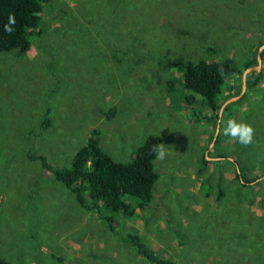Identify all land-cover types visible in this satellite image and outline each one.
<instances>
[{
  "label": "rangeland",
  "instance_id": "1",
  "mask_svg": "<svg viewBox=\"0 0 264 264\" xmlns=\"http://www.w3.org/2000/svg\"><path fill=\"white\" fill-rule=\"evenodd\" d=\"M261 41L264 0H51L29 49L0 52V256L149 264L120 240L126 231L178 264H264V180L245 187L234 177L236 167L249 177L264 172V48L256 85L223 101ZM177 55L226 65L218 116L178 98L179 71L169 65ZM46 107L50 125L41 130ZM229 118L251 124V145L222 134ZM93 127L117 161L147 135L161 137L166 151L153 160L150 201L129 217L114 213V231L27 157L66 166Z\"/></svg>",
  "mask_w": 264,
  "mask_h": 264
},
{
  "label": "trees",
  "instance_id": "2",
  "mask_svg": "<svg viewBox=\"0 0 264 264\" xmlns=\"http://www.w3.org/2000/svg\"><path fill=\"white\" fill-rule=\"evenodd\" d=\"M50 1L0 0V52L15 50L17 54L21 55L29 49L30 36L39 25L40 13ZM10 14L15 17L12 34L4 31V25L8 23ZM262 43V41L258 42L252 49L253 56L244 61L240 69H235L238 76H233L236 84L238 81V85L234 93L227 91L223 101L230 93L233 97L240 92L241 73L245 68L256 64L255 53ZM169 65L170 67L175 65L176 70L179 71L176 75V86L178 83L177 89L180 91H178V98H181L187 106L199 104L210 110V113L216 112L215 114L218 116V108L221 104L217 102V95L222 92L221 86L224 82V72L227 71L226 65L218 60L185 59L182 55L169 59ZM257 81L256 71L247 73L245 84L256 85ZM232 86L234 83L230 87ZM187 91L191 93H186ZM196 94L199 96L198 100L194 99ZM240 99L234 100L232 103ZM47 110L46 107V112L39 120L41 130L50 125ZM108 114L112 115L109 111L106 112V117H110ZM159 144H161V137L147 135L135 147L128 161H117L100 146V130L93 127L84 143L72 153L66 166L54 167L43 155L34 154L29 150L27 157L37 160L43 170H46L55 181L63 185L72 194L73 200L81 209L97 212L107 227L114 231V226H112L114 213L129 217L135 209H143L150 201L151 190L158 177L153 165V160L156 157L153 147ZM202 160L205 161L206 158L202 156ZM238 168L236 167L234 170V177L242 186L249 187L256 181V183H260L264 180V172L260 177L259 175L249 177L244 169ZM259 178L261 179L258 180ZM261 193L258 203L260 206H264V191ZM124 195L130 196L134 200L132 202L125 200ZM102 209L107 210L108 213H101ZM120 240L128 241L136 254L149 264H178L171 258L159 256L147 247L137 233L125 231ZM0 264L11 263L7 258L0 256Z\"/></svg>",
  "mask_w": 264,
  "mask_h": 264
},
{
  "label": "clouds",
  "instance_id": "3",
  "mask_svg": "<svg viewBox=\"0 0 264 264\" xmlns=\"http://www.w3.org/2000/svg\"><path fill=\"white\" fill-rule=\"evenodd\" d=\"M14 24L15 17L10 14L8 23L4 25V31L12 34L14 32L12 25ZM220 124L222 125V134L230 137L241 146L247 147L253 143L254 129L246 121L229 118L226 121H220ZM153 152L157 159L163 160L165 158L166 151L163 144L155 145Z\"/></svg>",
  "mask_w": 264,
  "mask_h": 264
},
{
  "label": "water",
  "instance_id": "4",
  "mask_svg": "<svg viewBox=\"0 0 264 264\" xmlns=\"http://www.w3.org/2000/svg\"><path fill=\"white\" fill-rule=\"evenodd\" d=\"M264 48V44H261L258 48H257V50H256V64L254 65V66H249V67H247V68H245L244 70H243V72H242V74H241V89H240V92H239V94L237 95V96H233V97H231V98H229L227 101H226V103L227 102H229V101H231V100H233V99H236V98H238L242 93H243V91H244V87H245V80H246V74H247V72H250V71H258L259 70V67H258V64H259V55H260V51L262 50ZM224 105V104H223ZM223 105H221L222 107H223ZM220 106V109L222 108ZM219 113H220V111H219Z\"/></svg>",
  "mask_w": 264,
  "mask_h": 264
}]
</instances>
